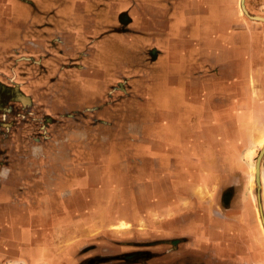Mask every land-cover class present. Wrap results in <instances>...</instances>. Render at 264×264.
I'll return each instance as SVG.
<instances>
[{"label":"rangeland","instance_id":"374dc122","mask_svg":"<svg viewBox=\"0 0 264 264\" xmlns=\"http://www.w3.org/2000/svg\"><path fill=\"white\" fill-rule=\"evenodd\" d=\"M145 2L0 0V264H28L21 234L14 231V223L26 217L54 250V259L65 264H145L150 258L145 249L184 247L181 240L192 235L190 264H221L236 256L239 264H264V43L254 42L249 32L237 39L243 46L227 41L220 47L210 38L215 33L203 30V1L186 4L187 25L199 29L184 37L200 42L180 55L184 67L187 57L195 64L187 70L190 97L202 85L211 97L205 108L172 113L178 123L172 141L170 129L142 128L172 117L153 111L150 103L143 108L148 97L139 93L152 88L157 72L153 48L139 47L143 33H132L140 13L156 7L148 9ZM237 4L243 18L264 23L250 14L245 0ZM75 8H88L91 16L112 10L114 31L88 32L70 21L65 26L71 31H45L49 14ZM122 9L132 15L131 23L118 18ZM149 19L154 25L153 16ZM159 20L157 26L166 28L171 19ZM144 34L154 47L160 34L164 44L174 38L168 31ZM208 53L210 70L201 63ZM251 56L254 63H246ZM90 73L92 83L86 79ZM162 151L171 154L164 158ZM76 172L82 180L69 176ZM157 182L169 183L180 201L174 215L156 208ZM69 200L77 204L65 205ZM235 218L242 219L243 242L252 232L258 237L260 262L246 261V242L244 250L225 259L217 237L209 239L210 229L222 231L218 222ZM172 220L181 226L172 239L180 240H155L158 231L171 230L166 225ZM33 253L48 264L36 249Z\"/></svg>","mask_w":264,"mask_h":264},{"label":"crops","instance_id":"0c3cea01","mask_svg":"<svg viewBox=\"0 0 264 264\" xmlns=\"http://www.w3.org/2000/svg\"><path fill=\"white\" fill-rule=\"evenodd\" d=\"M138 1H142V2L146 1L144 5L148 9H151V8L147 7V5L156 6L155 8H152L153 11L149 10V13H146V15H144L143 12L140 13L141 20H140L138 29L132 32L131 28L133 27H130V29L126 31V32L130 31L132 33L140 31V33H143L141 34L143 35L142 37L143 41L142 43H139V47H142V48L149 47L150 50L153 48L152 49V53L154 54L153 59L157 61L155 65L157 72H156L155 81L153 82L152 88L149 89L147 92L143 90H140L139 92L140 95H145L148 97L147 98L148 102L145 101L143 108L153 105L152 107L153 111H157V113H159V111L168 112V113H171V116H172L170 118V121L166 123H162L163 121L157 120L156 122L152 124L149 123V124L144 125L142 128L146 129V131L148 132L151 129L162 128V127L166 129H170V136L171 134L173 135L172 137H170V140L173 141V139H175L178 136L177 134L178 133V130H177L178 123H177V120L172 119L174 115V114L172 115V113H175L176 111H181V110L182 111L196 110V109H199L200 106L202 107L204 106V108L207 105L209 106L207 101H209L208 98L211 97L210 96L211 89H208V88L206 89L205 85H202L203 87L201 89V92L199 89H197L196 91L197 93H194L192 98L190 97L191 90L189 88L188 77L189 75H191V73L189 74L187 70L190 69L191 60H189V57L185 58V61L187 62L184 67L183 63L181 62L183 60L180 59V55L185 56L186 54L189 53V50H188L189 48H191L193 45L195 46L197 43H200L199 41H196L195 43L194 41H191L187 38L185 39L184 33L186 32V33H189V35H191L190 31L192 33L197 32L198 31L197 29H199V27H195V26L189 27L186 23L188 21V16L190 15L189 10L186 8V4L188 5L190 0H138ZM151 1H155V4L152 5ZM164 1H167L169 4L167 8L164 7L163 5ZM172 1H175V2H172ZM202 1H203V7L206 8V10L203 9L204 10L203 15L205 17L203 21L206 22L203 24V30L209 31V33L213 31L215 34L213 37H211L210 35V38L216 42L218 41L220 44V47L223 44V42H227V41L230 43L232 41H234L233 43L236 42L235 43L236 47L243 46V44L241 45L239 44L237 39L242 35L247 36L249 32L250 34H252L251 36L253 37L252 40H254V42H257L258 44L263 45L264 43V23L261 21H257V20L253 21L250 19L243 18L240 8L237 4L239 0H202ZM245 3H246V7L248 11L250 12V14L264 16V0H245ZM88 10H89L88 8L86 9H83V8L76 9L75 8V9H72L71 12H68L69 10L65 11L66 14L65 12H63V10L53 11V13L49 14V18L45 19L46 27L47 29H49V30L46 29L45 31H52L54 30V27H56L57 29H61L63 31H71L73 29L65 26L68 21H70L73 24L77 23L76 27L78 28L85 27L88 32H92V31L95 32V31L101 30V28L104 33L109 32V31L110 32L114 31L113 30V28L115 27L114 13L112 12V10L109 11V9L107 8L101 11L102 14L98 15L96 14V12H94L92 13V16H91V13L87 14ZM133 11L134 10H132L131 12ZM135 11H137L136 8H135ZM111 15H113V17ZM151 15L153 16V21H155L154 25L150 23L149 17L152 18ZM165 16H169V18L171 19L169 24H167L166 28H164L163 26H157V25H160L158 23L160 21L159 19L160 18L162 19V17H165ZM93 17H94V20L92 19ZM138 17H137V20L139 19ZM118 18L123 23H131L130 21L132 20L131 19L132 15L130 14L128 10L122 9L118 12ZM96 20H99V21H96ZM82 23H85V24H82ZM127 26L128 25H126V28L129 27ZM148 31H156V32H162V33L166 31L171 32L173 35L172 37L174 38L173 39L171 38V40H169L168 43L167 42L166 44L163 43L165 41L162 40V34H160V36H157L160 39V41L155 43L156 45L158 44L159 46H164L165 48L169 47V52H167L168 50H164V49L160 51L157 48L159 47L158 45L154 47L155 45H152L154 43H152V41H149L146 38L147 35L144 34L145 32H148ZM126 32L124 34H126ZM109 36H110V33H107L104 37H109ZM147 42H150V43H147ZM119 45L125 46L129 44L122 43ZM72 46L75 47L76 44H72ZM203 47L206 48L204 45ZM208 49L210 50V48H207V50ZM164 54H167V55L165 56ZM193 54L194 52L192 53V55ZM192 57H194V55ZM253 58L254 56H251L250 58H245L244 61L246 63L248 62L254 63L255 59ZM260 59L264 60V58H260ZM197 61L200 62V60H197ZM84 63L89 65L87 61ZM201 63L203 67H206L209 70L211 69L210 53H208L206 56L204 55ZM193 66L195 67L194 61L191 64V70ZM177 70H182V71H177ZM191 70L189 72H191ZM221 73L223 72L221 71L219 72V78H222ZM236 74L238 73L235 72V75ZM87 75H86L87 76L86 79H88L87 82L92 83V76H93L92 73L87 74ZM252 77L261 79L260 76H257V77L252 76ZM200 96H202V101L200 100ZM252 104L253 106L251 105V107L254 109L255 103L253 102ZM253 109L251 110L253 111ZM171 128H175L176 130H174V132H171ZM219 142H220V139H219ZM161 153L164 155V158L171 154L168 151H166V153L162 151ZM69 176L72 179L74 178L75 180H82L83 174L76 172L75 174L69 175ZM81 186L82 185L80 184L77 188L79 192L84 191ZM65 190H71V189L66 188ZM98 190L99 189H95L94 191H98ZM154 191L156 193V200H155L156 208L157 207H159L160 209L167 208L168 211L172 215H174L175 211L176 213L178 212V208H180V201L178 199L173 198L174 191L169 183L164 184L161 182H157L155 184ZM182 199H185V198L182 197ZM181 201L186 202L185 200H181ZM60 202H63V201L60 200ZM64 202H65V205H67L66 202L76 203L71 200L64 201ZM252 215L255 216L253 212H252ZM27 219L28 217H26V220ZM26 220H23V222L21 221V222L14 223V231L15 232L17 231V233L19 232V234H21L20 242L19 241L18 242H19L21 249H25L23 251V254H24L23 257L26 260V262L28 264H42L40 263V259L42 258H36L38 257V255L34 257L35 254L33 252H34V249H36V252L41 253L43 256L46 257L43 260H47L48 264H62L63 262L62 260H59V258L57 260L54 259L53 257L55 256L54 250L51 249L50 247L47 248L45 244L41 242V237H39L38 234L36 235L35 232L32 230L31 227L32 225L34 226V224L32 223L33 220L31 224L29 223V221H26ZM175 224H176L175 221L173 220L169 221L168 225L166 226L168 227V229L170 228L171 230H167L166 228H164L158 231L159 234L155 235L156 236L155 240H158L161 242H164V241H175V242L177 241L178 242L180 239H172V238L179 236L180 231H177V230H179L181 226L179 225L175 226ZM183 225L185 227L188 224L185 223ZM220 225L222 226L221 232L219 231L220 227H216L215 229L214 228L210 229L211 235L209 239L211 238L216 239L217 237V239L220 242L219 244L220 247L222 246V248H220L221 250L220 254L223 255L225 259L229 258L228 254H230L231 256L233 255L236 256L237 252L241 251V249L243 248L242 244L246 242L244 244L245 246H247L245 250L249 251L247 253L250 255L249 260L247 258L246 261L260 262L259 252H258L256 243H255V240H257L258 237H256L255 234H253L252 232L250 238H248L249 240L243 242V222L241 218L239 219L235 218L232 221V223H231V220L230 221L224 220L223 222H218L217 226H220ZM231 225H233L234 227L232 228ZM185 228H186V231L184 232L189 234L188 233L189 230H187V226ZM188 229L190 228L188 227ZM228 229L230 230V233H228L227 231ZM223 230H224V233H222ZM21 237H22V240H21ZM16 238L19 239L18 236H16ZM194 238L195 237L192 235L191 238L187 237V238L182 239L181 241H184L183 242L184 247H180V246L176 247V245L174 246L172 245L169 248L163 247L161 249H155V251H150L148 249H145L144 255H148L147 257H150L147 259L148 261L145 264H190V262L188 261L189 260L188 254L192 255V253H190L192 252L191 251L192 249H190L189 247L193 244L192 241L194 240ZM45 240H47V238H45ZM165 243H167V245H170L168 244V242H165ZM233 258H234L233 260L231 259H230L231 261L225 260L224 263H221V264H239V262H241L237 259V256ZM138 264H141V263L138 262Z\"/></svg>","mask_w":264,"mask_h":264},{"label":"bare ground","instance_id":"6f19581e","mask_svg":"<svg viewBox=\"0 0 264 264\" xmlns=\"http://www.w3.org/2000/svg\"><path fill=\"white\" fill-rule=\"evenodd\" d=\"M261 137V136H260ZM261 141V140H260ZM263 145H264V142H263ZM255 173L257 174L258 173V167L257 165H255V169H254ZM257 176V175H256Z\"/></svg>","mask_w":264,"mask_h":264},{"label":"water","instance_id":"95a60500","mask_svg":"<svg viewBox=\"0 0 264 264\" xmlns=\"http://www.w3.org/2000/svg\"><path fill=\"white\" fill-rule=\"evenodd\" d=\"M255 18H258V19L264 20V17H261V16H256Z\"/></svg>","mask_w":264,"mask_h":264}]
</instances>
